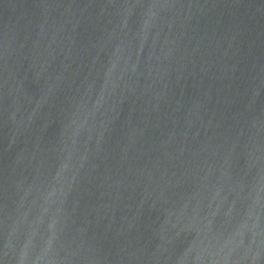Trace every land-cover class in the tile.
Listing matches in <instances>:
<instances>
[{"label":"water","instance_id":"95a60500","mask_svg":"<svg viewBox=\"0 0 264 264\" xmlns=\"http://www.w3.org/2000/svg\"><path fill=\"white\" fill-rule=\"evenodd\" d=\"M0 264H264V0H0Z\"/></svg>","mask_w":264,"mask_h":264}]
</instances>
